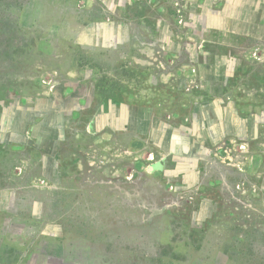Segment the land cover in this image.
<instances>
[{"label":"rangeland","instance_id":"rangeland-1","mask_svg":"<svg viewBox=\"0 0 264 264\" xmlns=\"http://www.w3.org/2000/svg\"><path fill=\"white\" fill-rule=\"evenodd\" d=\"M0 264H264V0H0Z\"/></svg>","mask_w":264,"mask_h":264}]
</instances>
